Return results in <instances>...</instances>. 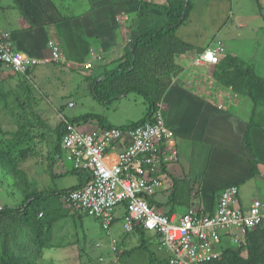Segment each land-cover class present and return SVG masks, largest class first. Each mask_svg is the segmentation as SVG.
I'll list each match as a JSON object with an SVG mask.
<instances>
[{
  "label": "trees",
  "instance_id": "1",
  "mask_svg": "<svg viewBox=\"0 0 264 264\" xmlns=\"http://www.w3.org/2000/svg\"><path fill=\"white\" fill-rule=\"evenodd\" d=\"M51 1L57 12L60 14L61 20H64L78 17L87 11H91L94 3H99L102 0H88V5L86 4L87 0H78V2H76V0ZM64 1H66V3ZM105 1L114 3L119 0ZM71 2H74V6L71 8L64 6L65 4H71ZM165 8L166 9H163L165 11V22L161 27H154L146 33L135 36L134 40L130 39L128 41L125 49V56H128L126 58L127 60L123 62L119 61L120 63L112 69H105L102 75L99 74V76L94 79H91L90 77V81H92L90 84L92 95L103 105H111L113 99H116L124 92L129 93L130 91H135L141 94L148 104L144 117L130 124L112 125L106 122L104 116L88 113L76 118L68 119L71 124L79 126L80 124L91 122L97 124L99 127L108 128L117 126L123 129H131L145 123H156L158 120H162L163 124L173 132L174 139L176 140V137L178 136L176 129L179 128V120L177 123H174L169 118L171 110L173 112L174 109L169 108L168 101L165 102L166 110H158V104L162 99V95L167 85L168 87L170 84L177 83L180 85L178 81L172 82L174 75L176 76L178 73L182 72V68L176 65L175 56L194 48L190 44L177 38L175 34L177 28L187 20L190 11L193 8V3L191 0H166ZM28 28H31V26L25 29ZM0 29L4 30L2 27H0ZM10 33L14 49L18 51L15 45L13 31ZM45 40V45L48 48V39L45 38ZM55 40H58L59 42L57 45L60 49L62 58L55 59L53 62H65L67 59L65 57L66 55L63 54L60 48L62 42L60 38H55ZM152 48L155 51L154 55H158L155 57V61L160 58V60H163L161 63L163 62L168 69L163 72L159 71L157 73L158 75H154L151 79L150 72L152 71V73H155L153 70V65L155 63L153 61L147 62L145 56L150 55L151 51L149 50H152ZM195 49L200 52L201 48ZM26 54L32 57L42 58V55H34L29 52ZM130 54H133L131 58ZM37 65L38 64L28 67L24 72H15L10 68L3 70L4 67L0 62V165L7 170V174H10L11 177H15L17 179V176H19L18 182L24 191L23 194L19 192L22 200L20 205L17 204L18 208L4 205L0 209V264H38L40 261V255L45 248L60 246L59 244L55 245V243H52L50 240L51 228L53 225L57 224L58 220L71 217L81 223V221L87 217L86 214L70 213L64 205L65 195H67L70 190L80 186L86 179V174L81 177L80 174L82 172L72 169L70 171L71 173L79 174L78 176L80 179L78 182L66 188L52 190L47 189L48 187L45 186L39 187V184H36L34 177H31V180H29L27 172L20 168V165H22V163L33 152V148L29 143L31 140L30 136L32 134V122H28L22 118V113L30 108L29 106L24 107V102L26 99L33 96L30 74L33 68ZM139 69H144V73L139 74ZM169 69H173L175 74L170 72ZM1 70L9 75L3 78ZM210 72L215 82L224 88H229L232 93H235L238 97L250 99L254 103L255 108L256 106H259V103L264 102V76L256 73L252 65H244L243 60H239L238 57L234 55L220 57L216 64L210 65ZM130 74H134L133 77L135 75L138 76V78L134 77V81L139 80L137 85L131 84L119 92H116L110 87L109 84L113 81V79H118L122 76ZM115 82H119V80H115ZM183 97L186 99L188 98L184 92ZM187 104L188 101L186 100L183 107L184 112L189 107ZM20 107H22L23 110H21ZM14 109L18 110L15 117L17 118L16 130L11 131L4 129L1 116L3 113H10V111H13ZM29 111L32 112V116L37 120L36 125L40 126L42 119H38L39 116L37 112L33 108ZM180 116L181 114L179 117ZM252 126V122L250 121L243 134V143L250 149H252L250 139V130ZM64 130L65 123L62 120L59 121L56 129L53 130L55 145L57 143L56 153L61 152L62 156L63 152L61 149V140ZM162 148L169 150L172 148L176 149V142H173L170 146H163ZM169 160L174 161L177 160V158H173L166 153H162L158 156L156 170L150 175L155 179L158 178L160 184L153 185L152 192L150 193H141L145 201L151 207H154L158 212H164L166 214L173 213L175 211L174 206H176V204H183L185 207L191 206V200H187L186 203L182 201L178 202V194L180 193L179 190L177 191L178 179L172 177L171 172L167 169ZM49 161V169L52 172L55 157L51 156ZM252 163V168L248 175L249 177L253 176L257 171V161L254 159ZM163 173L165 174L162 175ZM57 175L58 174H55L54 176ZM16 184L17 180L15 182V185ZM168 184L171 188V190H169V187L167 189L169 192L168 200H163V198L160 197L162 194L161 192L165 190L164 186ZM235 185L238 186V184ZM226 186L221 189L211 191V194L215 195L216 193H220ZM25 190L29 192H25ZM119 206H121L122 210L124 209L126 211V201L120 203ZM166 206L169 208L166 209ZM118 209L119 208H117V211ZM212 210L213 208L211 209V212ZM73 214L78 215L77 218H74ZM95 219H98L101 223L99 218ZM116 220L119 219L114 218L113 223ZM127 232H136L139 234L142 241L138 247L132 248V250L126 252V254L130 255L134 249L141 248L149 252V264H166L164 259H161L156 253L150 250L147 242L148 239L145 237L147 232L145 228H143L140 224H132V228ZM28 235H30V238H28ZM124 235L126 236L130 234ZM241 250L242 249L239 248L228 247L225 251H223L220 259L212 261V263L209 264H264V227H259L257 230L249 233L248 242L244 247V250L246 251L245 257L241 255Z\"/></svg>",
  "mask_w": 264,
  "mask_h": 264
},
{
  "label": "rangeland",
  "instance_id": "2",
  "mask_svg": "<svg viewBox=\"0 0 264 264\" xmlns=\"http://www.w3.org/2000/svg\"><path fill=\"white\" fill-rule=\"evenodd\" d=\"M143 5L145 6V14L144 20L149 22H157L158 25L164 21V10L166 9V0H142ZM66 3V1H64ZM78 2V0H76ZM107 2L102 0L101 3ZM88 5V0L86 2ZM262 10L264 13V1L262 2ZM254 5V4H253ZM71 8L74 6V2L71 4H65ZM82 6V5H81ZM255 6V5H254ZM148 14V15H147ZM101 20V19H100ZM19 25L28 24L25 19L23 13L21 12L19 6L17 5V0H0V25L7 28H17ZM264 25V21H262ZM228 29H232L234 34L233 37L229 39V43H223L224 48L223 51L219 54L220 57H225L230 54L238 55L236 57L239 60H243L244 65H252L256 73L261 76H264V28L258 26H251L248 29L246 28H238L236 23L233 21L232 24L227 26ZM253 30L255 33H259L258 41L251 42L250 34H247L243 37L237 36V33L244 34L248 31ZM86 32V31H85ZM54 32H47L48 44L49 41L56 42L59 44L58 40H55ZM87 35H90L87 33ZM214 38L201 48L200 52L195 48L191 50H187L185 52L186 56H188V66L184 73H178L176 76L174 75L173 81H178L177 78L179 76H185L186 74H191V78L188 80V85H194L196 91L200 90V94L204 93H212L215 89L212 87L213 80L209 77L210 73V65L202 62L196 63L195 55L202 54L206 50H212L214 48V43H211ZM222 44L220 41H214ZM250 47L251 49H255L257 52H249L246 47ZM47 53L44 54L45 57L49 56L50 49L47 48ZM150 55L145 56L147 62H154L153 70L155 73L150 72L151 79L154 75H158L159 71H166L168 68L166 65L161 63L159 59L155 57L158 55H154L155 51L152 48ZM198 51V52H197ZM147 52V51H146ZM247 52V53H246ZM92 53V52H91ZM230 53V54H229ZM94 54V53H93ZM108 55V53H107ZM133 54H130V58ZM154 55V56H153ZM94 56H101V53L97 52ZM179 57L178 55H176ZM175 56V59H176ZM142 57V56H141ZM123 50L118 52H114L109 54L107 57H102L100 60V66L106 63L104 66L105 69L112 68L118 61L123 60ZM158 61V62H157ZM50 62V61H49ZM79 64H75V67L67 69V62H59L57 64L47 65H38L35 67L36 74L31 78V86L33 89V96L29 99L25 100V105L30 108L22 113V118L27 120L28 122H32L31 127V136L29 143L33 148V152L30 156L20 165L23 171L27 172V176L29 180L31 177H34L36 180V184H39V187L45 186L47 189H59L66 188L71 185H74L78 182L80 177L79 174L71 173V163L69 161H65L61 152H57V143L55 145V136L53 134V130L56 129L60 120L63 117H67V119L76 118L88 113H94L98 115H102L105 117L106 122L112 125H120V124H130L134 121L140 120L144 117L148 104L144 97L135 92L130 91L129 93H122L116 99H113V102L107 105H103L99 103L92 95V90L90 89L91 79L96 78L101 74L104 70H101V73L92 75L86 74L88 68H83L86 63H90L89 60L85 58H80L77 60ZM98 64V65H99ZM88 65V64H87ZM91 65V63H90ZM178 67V63H176ZM89 66V65H88ZM3 70L7 67L3 66ZM94 67V66H92ZM99 67V66H98ZM3 70L2 73H5ZM81 70V71H80ZM170 72L175 74L173 69H169ZM208 70V71H207ZM80 71V72H79ZM40 72V73H39ZM1 73V72H0ZM144 69H139V74H143ZM168 74V73H167ZM9 75L8 73L3 74V76ZM134 74L125 75L118 79L119 82H113L109 84L112 89L116 92H119L131 84H138L139 80L134 81V77L138 78L137 75L133 77ZM171 75V74H170ZM87 77V81L84 78ZM89 77V79H88ZM169 77V76H168ZM123 79V80H121ZM165 79V78H163ZM162 79V80H163ZM192 82V84H190ZM181 86V85H180ZM214 88V89H213ZM168 85L166 86L164 93L162 95V99L159 102V109L166 110V93H167ZM215 100L214 97H211ZM242 98V97H239ZM212 111L214 113L222 112L223 108L226 106V101H214L213 102ZM23 110L22 107H20ZM34 109L39 118L42 119V123L40 126L36 125L37 120L32 116V112L30 109ZM232 109H235L231 107ZM237 108L241 109L242 112H246L245 107L238 106ZM157 110V111H158ZM16 113H18L17 109L11 110L10 113H3V127L7 130H16ZM255 113L258 115L260 113H264V108L262 106H256ZM95 126L94 123L87 122L84 124H80L79 128L84 130H91ZM195 142V141H192ZM180 145L176 146V149L179 152L178 160L171 161L169 160L167 169L171 172L172 177L177 178V191L179 190V199L178 202L182 201L186 203L187 200H191L194 198L193 192H198L203 189L202 186L199 185L200 173H204L206 171V165L210 163L209 161V147L205 145L203 148L204 152L200 156L199 160L195 159V156L190 155V146L189 144L184 143L182 147V153H180ZM56 155V156H55ZM55 157V163L53 165V171L51 172L49 169L50 157ZM112 157L108 159H114L113 154ZM119 156V153L116 154ZM190 164V168L188 166ZM209 166V165H208ZM213 168V167H212ZM223 171V169H221ZM206 182L203 184L207 188V191H213L218 189L221 186V181L223 176H218L216 173H212L210 171H206ZM58 174L57 176H54ZM163 173L162 175H164ZM81 177L84 176V173L80 174ZM17 180V184L15 182ZM19 176L17 179L15 177H11L10 174H7V170L0 165V206L10 205L14 206L16 204L20 205L22 197L19 192L23 194V189L19 184ZM43 184V185H41ZM246 185V184H245ZM244 185V186H245ZM253 184H250V188H252ZM38 186V185H37ZM243 186V187H244ZM168 185H165V199L168 200ZM249 185L247 187V192L250 190ZM169 190L171 188L169 187ZM163 191V192H164ZM205 191V190H204ZM25 192H29L25 190ZM162 195V194H161ZM208 194L204 192L203 197H206ZM202 196V193H201ZM241 202L248 204L247 200ZM199 203V202H198ZM180 211L185 209V205L176 204V206ZM122 213L123 210L119 207L117 211V218L110 227L109 234L103 230V225H101L98 219L94 217L87 216L84 220L79 223V221L66 217L57 221V224L53 225L51 228V236L50 240L55 245L59 244L58 247H49L45 248L42 254L40 255V261L38 264H113L114 261H117L116 264H149V252L144 249L138 248L134 249L130 255L126 254V252L132 250V248H136L141 244V237L136 232H127L122 227ZM74 218L78 215L73 214ZM40 216V214H39ZM257 230L256 228L253 230H248L245 235V242L248 241L249 233ZM130 234V235H124ZM146 239H148V244L150 250L156 254H160L162 251L158 250V239L151 232H146ZM30 238V235H28ZM111 238L116 241V249H112V241ZM231 247L237 248L235 244L230 243ZM227 249L224 248L223 251ZM222 255V254H221ZM242 256H246V251H241ZM162 257V254H161ZM115 264V263H114Z\"/></svg>",
  "mask_w": 264,
  "mask_h": 264
},
{
  "label": "crops",
  "instance_id": "3",
  "mask_svg": "<svg viewBox=\"0 0 264 264\" xmlns=\"http://www.w3.org/2000/svg\"><path fill=\"white\" fill-rule=\"evenodd\" d=\"M191 1L193 8L187 20L177 28L175 34L177 38L190 44L194 48L203 47L213 38L214 40L211 43L220 41L224 48L223 43H229V39L233 37V30L227 28L233 21L238 28L248 29L251 26H263L264 28L262 24V21H264L262 2L264 0ZM17 5L28 24H18L17 28H7L1 25L0 27L9 32L13 31L15 45L18 51L21 54L29 52L45 57L44 54L47 53L45 38L49 30V32H54L56 34L55 38H60L62 42L60 48L63 54L66 55L65 57L67 59L65 62L68 63L67 69L75 67V64H79L77 60L80 58L90 59L91 52L94 54L99 52L102 57H107L109 54L114 52L119 53L120 50H123L124 59L120 60V62H123L128 57L125 56V49L130 39L134 40L135 36L146 33L154 27H161L164 23L162 21L158 25L156 21L154 23L152 21L143 22L145 6L142 0H119L114 3L110 1L94 3L91 11H87L81 16L79 15L78 17L64 20H61V16L51 0H17ZM28 25L31 28L25 29L29 27ZM87 33L90 35H87ZM247 34H250L249 40L251 42H256L258 41L260 32L255 33L251 30L244 34L237 33V36L243 37ZM246 48L250 47L248 46ZM247 51L257 52L251 48L247 49ZM230 55L238 56L235 54ZM178 56H176L175 62L180 65L183 71L182 73H184L188 66V56L185 53L179 54ZM45 58L47 59V57ZM120 62L118 61L113 67L117 66ZM93 63L94 67L90 68L86 74H99L101 70L105 69L104 66L106 63L103 66H100L101 64L98 65L96 62ZM51 64L57 63L47 60L38 65L49 66ZM36 72L35 68H33L30 78L33 79ZM3 74L6 73H2V76ZM209 77L213 80L211 72L209 73ZM190 78L191 74L179 76L177 79L181 86L177 83L170 84L165 95L166 100L169 102V108L174 109L173 112L171 110L170 120L174 123H177L179 120V128L176 129L178 135L176 137V146L181 144L180 153H182L184 143L189 144V154L195 156L196 160H199L204 152L203 148L205 145H208L210 163L205 167L206 171L223 176L222 184L218 189L226 185L238 184V199L241 204H245L241 202L243 199L247 200V203H250L255 197H263L264 113L257 115L255 113L256 108L254 107V103L250 99L239 98L229 88L222 87L214 80L212 87L215 89L213 88V92L202 95L199 93L202 90L201 87L197 92L196 88L198 87L187 84ZM84 80L87 81V77ZM183 92L188 97L187 99L183 97ZM211 97H214L215 100ZM186 100L188 101L187 105L189 107L184 112L183 107ZM214 101H226L227 104L222 109V112L214 113L212 111ZM239 105L245 107V113L237 108ZM260 106L264 108V102L260 103ZM180 114L181 116L179 117ZM250 121L253 125L250 130L252 149L243 143V134ZM176 151L177 158L179 152L178 150ZM254 159L257 161V171L253 176L249 177L248 175ZM188 166L190 168V164ZM206 171L199 174V185L203 189L200 188L198 192H193L194 198L191 199V204H196L204 209V211L210 212L216 205L219 193L213 195L211 194L212 192L207 191V188L203 186L207 180L205 178ZM250 184H253L252 188H250ZM248 185L250 190L247 192ZM204 192L208 194L206 197H203ZM161 193L162 195L160 197L165 200V191ZM178 207L180 206H174L175 211L182 212ZM168 208L166 206V209Z\"/></svg>",
  "mask_w": 264,
  "mask_h": 264
},
{
  "label": "built area",
  "instance_id": "4",
  "mask_svg": "<svg viewBox=\"0 0 264 264\" xmlns=\"http://www.w3.org/2000/svg\"><path fill=\"white\" fill-rule=\"evenodd\" d=\"M48 45L52 58L61 59L56 42L49 41ZM216 52L217 49H208L195 55V61L216 63L219 61ZM0 62L15 72H24L44 59L21 55L14 49L11 33L0 29ZM63 122V158L71 163L73 170L86 174L84 182L65 195V207L70 213L99 218L103 230L109 234L117 218V208L126 201L122 227L129 231L132 224H140L156 233L167 264H206L217 259L228 243L246 244L247 231L264 224V199H254L248 208H242L235 185L221 191L211 214L195 206L181 214H166L145 201L141 193H150L153 185L160 184L150 174L156 170L162 146L174 142L173 132L162 120L131 129L97 127L92 130L80 129L65 118ZM111 154L114 159L109 160ZM171 155H176L174 148ZM111 241L115 250V240Z\"/></svg>",
  "mask_w": 264,
  "mask_h": 264
},
{
  "label": "clouds",
  "instance_id": "5",
  "mask_svg": "<svg viewBox=\"0 0 264 264\" xmlns=\"http://www.w3.org/2000/svg\"><path fill=\"white\" fill-rule=\"evenodd\" d=\"M48 49H50V47H49V45H48ZM17 52H19V51H17ZM20 53V52H19ZM21 54V53H20ZM21 55H27L26 53L25 54H21ZM29 56V55H28ZM39 59H44V62H46L47 60L48 61H53V60H55V59H53L52 58V55H51V49H50V54H49V56L47 57V59L45 58V57H42V58H39ZM102 59V55L101 56H99V58H97V56H94V54L93 53H91L90 54V59H87V60H89V62L91 63V65H90V63H86L85 64V66L86 67H90V68H93L92 66H94V63L93 62H96V63H100V60ZM97 60H99V61H97ZM44 62H41V63H44ZM41 63H39V64H41ZM217 63V62H216ZM216 63H209V65H212V64H216ZM89 66H88V65ZM83 68H85L84 66H83ZM90 68H88V70L90 69ZM63 118H65V117H63ZM65 119H67V117L65 118ZM68 120V119H67ZM62 121H63V119H62ZM69 121V120H68ZM75 126H77L78 128H79V126L78 125H75ZM99 128V126L97 125V126H95L94 128ZM114 127V126H113ZM115 127H117V126H115ZM93 128V129H94ZM84 130V129H83ZM92 130V129H91ZM173 139H174V134H173ZM174 142H176V140L174 139ZM163 147V146H162ZM163 149V148H162ZM175 149V148H174ZM175 150H177V149H175ZM162 153H167V154H169L171 157H173V158H176V156H172L171 155V150H169V149H163L162 150ZM176 153H177V151H176ZM232 185H235V184H232ZM228 186H231V185H228ZM235 186H237V185H235ZM227 187V186H226ZM237 188H238V186H237ZM223 190V189H222ZM221 193V192H220ZM220 193H219V195H220ZM219 195H218V198H219ZM238 196H239V189H238V194H237V199H238ZM218 198H217V201H218ZM254 199H264V196L263 197H255V198H253L251 201H250V203H248V204H241L240 203V201H239V199H238V203H239V205L242 207V208H248L249 206H250V204H251V202L254 200ZM217 201H216V205H217ZM216 205H215V207H216ZM10 206V205H9ZM191 206H195V207H197L198 209H199V211H201V212H203V213H205V214H211L213 211H214V209H215V207L213 208V210H212V212L210 211V212H208V211H204V209H202V208H200L199 206H197L196 204H191ZM190 206V207H191ZM3 206H0V209L2 208ZM11 207H17L18 208V205L16 204V205H14V206H11ZM190 207H187L182 213H184V212H186L187 211V209L188 208H190ZM164 213V212H163ZM173 213H176V214H181V212H176V211H174ZM112 225V224H111ZM259 227H264V224H261L260 226H258L256 229H258ZM148 231H151V230H147V232ZM155 236H156V238L158 239V242H159V236L156 234V233H154L153 231H151ZM111 240H112V238H111ZM248 242V241H247ZM160 244V243H159ZM247 244V243H246ZM246 244H244V245H240V246H238V245H236V247L237 248H239V249H242L243 251H244V247L246 246ZM115 246H116V241H115ZM227 248L228 247H231L230 246V243H228V245L226 246ZM225 247V248H226ZM158 250L160 251V249H159V245H158ZM224 250V249H223ZM223 250H222V252H221V254L223 253ZM241 250V251H242ZM161 254H162V257H161ZM221 254H220V256L217 258V259H214V260H212V261H215V260H218V259H220L221 258ZM158 255V257H160L161 259H164L165 261H166V264H167V259L165 258V255L161 252L160 254H157ZM212 261H210V262H208V263H206V264H209V263H212ZM113 263H115L116 264V261H114ZM159 264H161V263H159Z\"/></svg>",
  "mask_w": 264,
  "mask_h": 264
},
{
  "label": "bare ground",
  "instance_id": "6",
  "mask_svg": "<svg viewBox=\"0 0 264 264\" xmlns=\"http://www.w3.org/2000/svg\"><path fill=\"white\" fill-rule=\"evenodd\" d=\"M213 43H214V48L212 50L217 49L216 55L219 58V54L223 51V46L217 42H213Z\"/></svg>",
  "mask_w": 264,
  "mask_h": 264
}]
</instances>
